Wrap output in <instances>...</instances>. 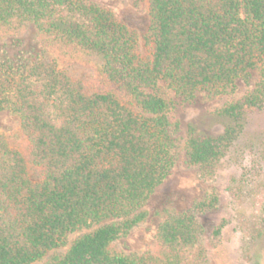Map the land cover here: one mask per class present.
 <instances>
[{"label":"trees","instance_id":"trees-1","mask_svg":"<svg viewBox=\"0 0 264 264\" xmlns=\"http://www.w3.org/2000/svg\"><path fill=\"white\" fill-rule=\"evenodd\" d=\"M145 5L141 52L138 33L91 0H0V41L32 28L40 48L28 65L0 70V113L19 120L0 131V264L207 263L211 244L195 213L213 209L214 197L168 216L153 251L124 254L114 244L146 220L174 166L171 93L189 100L257 72L252 89L213 111L221 133L191 128L182 141L180 163L206 182L246 119L264 112V0ZM86 55L102 60L90 81L67 70ZM256 228L264 234V194Z\"/></svg>","mask_w":264,"mask_h":264},{"label":"rangeland","instance_id":"rangeland-1","mask_svg":"<svg viewBox=\"0 0 264 264\" xmlns=\"http://www.w3.org/2000/svg\"><path fill=\"white\" fill-rule=\"evenodd\" d=\"M112 9L139 36L141 52L145 51L144 36L149 27L145 0H91ZM39 43L32 28L24 33L0 41V70L11 65L21 68L31 63L39 53ZM102 63L97 55H86L82 62L67 68L74 78L90 81ZM257 80L256 70L247 78L220 92L198 90L186 100L170 94L175 103L173 122L178 130L172 135L175 141L174 166L167 178L150 195L145 210L146 220L115 242L124 254H145L156 247L159 225L170 215L189 213L194 206L212 197L217 203L206 213H195L202 226L205 242H210L206 264H264V234L256 228L258 199L264 194V160L259 156L264 141V112L251 115L245 121L243 133L238 137L227 156L215 169L211 181L200 179L196 169L184 167L179 161L182 141L189 129L219 134L224 125L213 111L224 103L243 96ZM19 125L18 118L5 110L0 113V131L9 133ZM29 178L38 182L41 173L29 168ZM221 229L218 237L213 233ZM77 235L68 234L67 240ZM59 248L57 251H61Z\"/></svg>","mask_w":264,"mask_h":264}]
</instances>
